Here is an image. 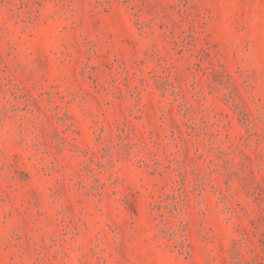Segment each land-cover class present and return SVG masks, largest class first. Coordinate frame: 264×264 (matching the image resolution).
<instances>
[{
    "label": "rangeland",
    "instance_id": "1",
    "mask_svg": "<svg viewBox=\"0 0 264 264\" xmlns=\"http://www.w3.org/2000/svg\"><path fill=\"white\" fill-rule=\"evenodd\" d=\"M0 264H264V0H0Z\"/></svg>",
    "mask_w": 264,
    "mask_h": 264
}]
</instances>
